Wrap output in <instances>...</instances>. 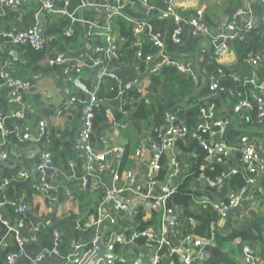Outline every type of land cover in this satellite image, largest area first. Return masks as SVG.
<instances>
[{"label":"crops","instance_id":"obj_1","mask_svg":"<svg viewBox=\"0 0 264 264\" xmlns=\"http://www.w3.org/2000/svg\"><path fill=\"white\" fill-rule=\"evenodd\" d=\"M43 1L46 0H27L18 6L0 4V72L5 69L14 77H22L30 82L29 87L20 92L21 103L18 106L7 99L5 89L0 93V115L8 131L6 137L0 132V143L4 144L10 155L6 162L15 170L12 178L7 177L11 179L8 185H4V177L0 173V203L6 201L0 214V264H11L8 256L18 254L21 249L23 255L15 264H74L65 256L72 252L73 244L78 242L83 250H87L88 241L93 239V233H87L82 240L77 241L74 238L75 227L83 218L89 217L91 220L92 212L97 209L99 213L110 211L114 198L126 203L129 208L125 212L113 211L115 223L106 221L99 227L101 239L106 245L116 234L126 237L125 242L115 238V245L111 249V253L116 254L114 264H151L156 252L155 247L144 241L131 240L137 229L133 220L135 211L144 212V220L150 223L149 228L155 233L165 232L171 239L178 240L191 222L186 217L171 228L168 216L165 218L163 211L154 204L155 192L150 188L148 177L150 160L161 143V128L166 112L174 113L189 128L207 119L215 122L230 120L224 129L210 128L208 140L212 143L222 140L238 147L241 136L246 134L257 144L261 153V166L253 173V183L248 186L245 198L236 209H227L223 224L217 226L206 248L204 259L193 264H248L243 259L246 246L264 254V123L257 124L256 116L247 109H234L238 103L236 98L240 97L238 79L248 74L250 67L246 71L230 44L225 55L219 57L216 54V42L226 35L227 23L237 9L244 11L238 21L240 34L252 23V29H257L260 37L264 36V2L177 0L176 9L182 17L187 18L202 9L203 21L209 26L208 32H196L182 22L181 42L177 43L172 39L175 22L165 13L169 0H148V3L139 0L142 8L135 0H124L126 7L119 14L132 15L135 25L142 21L148 26V31L144 35H136V42L128 48L120 41H114L111 47L114 64L110 68L124 83L133 81L134 87L146 91L153 78L150 70L161 61V57L155 55L143 67L137 52L142 38L157 37L164 41L165 52L171 59L192 64L195 73H184L195 80L197 89L191 99L158 103L157 112L151 120H132L123 126V121L117 122L110 116L95 135L100 139L99 150L113 149L108 155L111 168L93 172L90 191L83 196L82 176L87 163L75 156V148L81 132L83 102L88 91L97 86L99 81L100 67L92 63L93 44L107 40V26L111 23V17L108 19L109 12L106 13V8L100 6L103 0H68L67 3L65 0H51L55 8L64 10L65 14L45 10ZM41 14L45 15L47 27L45 33L40 34L44 39L42 50H36L28 40L12 44L4 35L9 30L16 32L31 26H37L40 33ZM112 36L117 37L116 30ZM248 37L244 35L242 38L256 44L263 58L260 80L264 82V39L253 41ZM59 54L67 55L68 62L49 65L47 59ZM79 65H82L80 72L77 71ZM208 67L215 69L220 87L218 91L210 89L208 76L203 78L198 74ZM0 80L3 81L1 77ZM76 81L82 83L86 90ZM102 83L111 85L109 79H103L99 87ZM245 91L250 92V89ZM72 98L75 103L69 106L68 101ZM20 108L22 116L13 113ZM45 124V131L42 132L41 127ZM25 133L29 134V138L23 137ZM190 138V135L184 136L182 143L170 152L178 157L181 166L176 185L191 172L195 151L188 147ZM105 139L108 145L103 143ZM141 143L145 145L146 151L138 159L136 151ZM120 147L124 149L123 153L117 149ZM45 151H50L54 160V168L48 172L54 189L47 193L33 190L28 194L23 185L29 186L30 181L23 179L19 175L20 171L34 169ZM126 151L125 167L120 174L119 168ZM219 165L227 172H244L239 151L233 152ZM127 173L131 175L127 177ZM205 183V176H201L195 178L191 185V189L199 194L195 198L196 204L206 205L211 201L224 206L228 203L232 191L228 182L212 191L208 190ZM109 184L114 187L112 197H106L108 192H112ZM137 187L140 188L138 192L134 190ZM99 188H105V196H99ZM121 188L124 189L118 192ZM53 193L59 200L51 199ZM21 199L28 204L24 216L15 213L11 205V202H20ZM188 212L181 206L175 208L177 215ZM20 221L24 224L20 225ZM55 232L60 233L59 238H56ZM17 236L24 237L22 246ZM4 238L6 245L2 244ZM54 249L58 253H54ZM83 257L85 264H105L102 259L93 261L94 257ZM38 258L41 260L35 263ZM180 263L185 264L182 257Z\"/></svg>","mask_w":264,"mask_h":264},{"label":"built area","instance_id":"obj_2","mask_svg":"<svg viewBox=\"0 0 264 264\" xmlns=\"http://www.w3.org/2000/svg\"><path fill=\"white\" fill-rule=\"evenodd\" d=\"M27 0H0V4L14 5L18 6ZM68 0H65L67 3ZM147 0H143L146 3ZM176 1L177 0H169L168 5L165 8V13L171 17L175 26L172 32V39L179 43L181 42V35L183 33L182 22L186 23L196 32H208L209 26L203 21L202 18V9H198L193 15H190L187 18L181 16V14L176 9ZM264 2V0H261ZM43 8L45 10H49L51 13H59L65 14V11L62 9L55 8L53 2L51 0L43 1ZM146 5V4H145ZM109 11L108 19L111 17L112 13H120L123 9H125L126 4L123 0H103V3L100 5ZM244 13L242 9H237L231 15L227 23V33L226 35H222L219 39L221 42L216 46V54L219 57H222L229 51V44L231 41L241 36L238 31V21L240 16ZM253 28L252 23H249L246 27V30ZM148 26L142 21L135 25V35H144L147 33ZM108 45H96L93 48L92 54V63L95 66L100 67V73L98 75L99 81L97 86L92 88L87 93V98L83 102L82 107V115H81V132L79 136V140L76 145V151L78 156L85 160L87 163V169L84 175L82 176V190H86L89 184V176L93 175L95 171H105L111 168L110 160L108 159V155L112 152V147L99 150L94 145H92L90 138L92 133L94 132L92 117H93V106L97 101L96 90L99 88L100 82L106 77H110L114 81L118 82L121 87L124 89H128L133 87V81L123 82L120 76L110 68L109 60L112 59L113 54L111 51V47L113 44V29L108 24L107 26ZM1 34V33H0ZM111 34V35H110ZM10 39L12 44H20L26 40L30 42V44L36 50H42L44 47V39L42 35L39 33V29L37 26H31L24 30H18L13 32L11 30L4 33ZM218 39V40H219ZM154 45L158 48L157 54L161 57V61L154 66L150 73L154 76L159 74L162 68L166 65H175L180 71L188 72L194 74L195 71L192 68L191 63L182 64L170 58L168 54L165 52L164 41L157 37H152ZM217 40V41H218ZM138 57H141V52L138 48ZM155 55H147L144 58L145 63L147 64L149 61L154 59ZM264 55V53H263ZM69 58L65 54H59L47 59L49 65L53 66L56 64H66ZM263 58L260 54L250 53L246 59L247 65L250 67V72L242 77H239L238 82H243L252 87L253 91V100L244 99L241 102L237 103L235 106V111H240L242 109H252L257 107L258 110V121H264V82L260 80V64ZM82 69V65H79L77 71L80 72ZM0 77L3 79V84L0 83V93L5 89L7 99L14 105L18 106L21 103L20 92H23L29 87L30 82L28 79L22 77H14L5 69H2L0 72ZM208 81L210 85V89L213 91H218L220 89L218 80L216 76L209 75ZM78 85L83 90H86V87L76 81ZM69 106L75 103V99L72 98L69 101ZM68 107V105H67ZM123 111L122 108L119 109ZM13 113L16 115L22 116V109H16ZM110 114L111 112L108 111ZM127 122H123V126H125ZM230 120L223 121H211L205 120L204 123L198 124L195 127L189 128L181 121L178 120L176 115L172 112H166L164 114V130L162 134V139L160 145L156 148L155 153L153 154L152 160H150V169H149V181L150 188L154 195V204L157 208L163 211L164 217L168 216V222L171 228H174L176 224H179L178 215L175 214L174 209L168 206V200L171 197V194L176 188V180L181 172V166L175 154H170L173 148L177 145V142L180 138H183L186 135L197 136L198 132L203 130L207 132L212 127H219L220 129H224L225 126H228ZM46 124L41 127V131H45ZM0 132L3 137H6L8 134L7 129L4 127L2 122V117L0 115ZM24 138H29V134L25 133L23 135ZM105 145H108V141L105 139L103 141ZM203 147L207 151V164L213 163H224L228 157L235 151H239L241 155V160L243 163V174L248 175V183L249 185L253 183V173L255 170L261 166V153L258 149L257 144L252 141L248 135L244 134L240 138V144L238 147H234L225 141H217L210 142V140H201ZM120 153L124 152V149L117 148ZM145 145L143 143L140 144L139 148L136 151V157L138 159L142 158L145 155ZM164 154V166L166 167V174L163 179H159L155 176L156 172L159 171L162 167L160 163L161 156ZM166 155V156H165ZM10 155L8 151L4 148V144L0 143V159L3 161L9 160ZM54 168V160L52 153L50 151H45L40 155V158L31 171H20V176L23 179H29L32 183V189L35 192L47 193L54 189L53 182L49 176V170ZM238 170H231L229 172L225 171L220 177L217 179H211L205 175L206 182L216 188L221 187L226 183V179L229 178L230 174L237 173ZM127 177L131 174L127 173ZM34 177V179H32ZM119 179V177H116ZM4 185H8L11 182L10 178H3ZM124 188L118 190L121 192ZM248 187H244L237 191H231L228 198V203L226 205H220L216 202H211L213 207L220 213L221 219L213 226L212 234L216 231L218 225H222L224 219L226 217L227 209H236L243 199L245 198ZM135 191H139L140 188L137 187L134 189ZM114 190L112 192H108L106 197H112ZM51 199L56 200V197H51ZM6 200V199H5ZM22 200V199H21ZM6 203L3 201L0 203V214L1 209ZM13 206L14 212L24 216L28 211V204L25 201L20 202H11ZM129 208L126 203L113 199V203L110 211L106 212H98L97 217L92 215L93 218L89 222L85 224L86 227L93 228V239H92V248L91 250H83V247L80 243L73 244V250L71 253H68L66 256L67 259L74 262V264H85L84 256L87 258H93L97 254L98 246L97 241L101 239V226L109 221L110 223H115L114 212H125L128 211ZM135 211V208H134ZM137 211H135L136 213ZM134 213V214H135ZM189 221L194 223L195 220L190 218ZM49 223V221H47ZM20 225H23V221L19 222ZM77 227H80V223L77 224ZM100 227V228H99ZM60 233L55 232L56 238H59ZM212 235V236H213ZM210 238H201L196 237L192 234H183L178 240L171 239L167 233H155L151 228L145 230H135L131 236V240H135L139 237H145L147 239V244L155 247L156 252L151 260V264H174V260L170 259L171 255L179 254L181 255L185 264H193L204 259L206 255V248L210 244L213 237ZM115 238L119 242H125L126 237L122 234H116ZM17 240L20 246L23 245L25 239L19 238L17 236ZM2 244L6 245V238L3 239ZM167 250L168 253H164L163 250ZM54 253H58L57 249H54ZM23 255L22 249L18 254H11L8 256L9 263L15 264L16 260ZM43 257V255H42ZM41 257V258H42ZM41 258L35 260V263L40 261ZM243 259L248 264H262L264 263V254L258 252L257 250L251 247H244L243 249Z\"/></svg>","mask_w":264,"mask_h":264},{"label":"trees","instance_id":"obj_3","mask_svg":"<svg viewBox=\"0 0 264 264\" xmlns=\"http://www.w3.org/2000/svg\"><path fill=\"white\" fill-rule=\"evenodd\" d=\"M124 1V0H123ZM135 3L141 7V2L139 0H135ZM148 3V0H147ZM111 23L113 31H117V37H113L114 41H120L125 48L132 46L137 40V36L135 35V22L133 21L132 15H124L119 13H112L111 15ZM252 31V32H251ZM241 37H237L233 41L230 42V47L233 48L239 60L244 64L246 71L249 69L247 65L246 59L250 53L259 54L257 51L258 47L253 42L248 41L247 39L242 38L244 35H248V38H251L253 41H260L264 39L258 35V30H253L252 28L249 30H243L241 33ZM96 45H108L107 41H99L93 44ZM139 51L141 52V63L146 66L144 58L147 55H155L158 51V48L154 45L152 38L144 37L141 39V43L139 45ZM110 65L114 64L113 57L108 61ZM142 67V68H143ZM144 69V68H143ZM206 71L201 70L199 75H202L203 78H206L209 75L215 76V69L208 67L205 69ZM105 79H109L111 81V85H106L102 83L100 87L96 90L97 101L93 106V117L92 124L94 128V132L91 135L90 141L92 145L96 148L100 146V139L95 135V132L100 129V127L107 123L110 119V116L114 117L115 120L128 122V121H147L151 120L154 114L157 112V105L163 101L172 100V99H181L187 100L191 99L197 89V84L195 80L186 75L184 72L180 71L175 65H166L162 68L159 74H156L152 78V82L146 91H142L138 87H131L128 89H124L119 85L118 82L114 81L110 77H106ZM237 91L239 92V98H236V101L239 103L244 99L253 100L254 97L252 95V87L244 84L243 82H238ZM250 89V92L245 91ZM253 90V89H252ZM254 91V90H253ZM122 108L123 111L119 109ZM108 111L111 113L109 114ZM247 111L251 112L256 116V123L263 124V122L258 121V110L257 107L252 109H247ZM209 132V131H208ZM208 132L199 131L197 136H192L191 141L189 142V149L194 150V159L192 163L191 172L185 177L183 181L176 185L175 190L171 194V197L168 200V206L172 209L181 206L189 212L185 215H178L179 221L181 219L186 218L189 220L193 218L195 220L194 223L189 224V226L185 229L184 234H192L196 237L201 238H210L212 234L213 226L221 219L220 213L213 207L211 201L208 204L202 205L200 203L196 204L195 198L196 195H199L195 190L191 189L192 183H194L195 178H199L202 175H205L211 179H217L220 177L225 171L219 164H207V151L203 147L201 140H208ZM182 143V138L179 139L176 145ZM98 149V148H97ZM128 155L126 151L123 156V161L119 168V173L122 174L123 169L125 167V159ZM75 156L81 159L78 156L77 151H75ZM166 156V155H165ZM164 154L161 156L160 163L162 165L161 169L156 172L155 176L160 180L164 178L166 174V167L164 166L165 159L163 158ZM83 160V159H82ZM13 170L9 162L0 160V173L4 178L13 176ZM248 175H245L241 172H237L231 175L226 179V183L228 182L233 191L240 190L244 187H248ZM34 179V177L32 178ZM208 190L216 189L205 183ZM91 186V176H89V184L86 190H83V196L90 191L89 187ZM24 190L31 194L33 192L32 183L30 185H23ZM99 188V196H105V188ZM51 197H56V200H59V197L54 193L50 195ZM192 207L195 209L192 210ZM98 209L95 210L93 215L97 217ZM133 220L137 224L136 230H145L149 228L150 223L144 220V212L137 211L133 215ZM89 217L83 218L80 220V227H75L74 229V238L78 241L79 239H83L87 233H93V228L86 227L85 224L89 222ZM143 243H147V239L145 237H139L135 239V241ZM92 239L88 241L87 249L91 250L92 248ZM164 253H168L165 249ZM179 254L171 255L170 259L174 260V264L180 263Z\"/></svg>","mask_w":264,"mask_h":264},{"label":"water","instance_id":"obj_4","mask_svg":"<svg viewBox=\"0 0 264 264\" xmlns=\"http://www.w3.org/2000/svg\"><path fill=\"white\" fill-rule=\"evenodd\" d=\"M109 12L108 9H106V13ZM41 19V28H40V34H44L45 31L47 30L46 27V23H45V15L41 14L40 16ZM221 42V39H219L216 44L218 45ZM118 45L115 46V48ZM0 83H3L2 80H0ZM164 130V125L161 128V131ZM109 190L113 191L114 187L113 185L109 184ZM115 245V237L112 238L111 242L109 243V245H106L102 239H99L97 241V246H98V250H97V254L95 255V257L93 258V261H97L102 259L105 264H114V262L116 261V254L111 253V249L113 248V246Z\"/></svg>","mask_w":264,"mask_h":264}]
</instances>
